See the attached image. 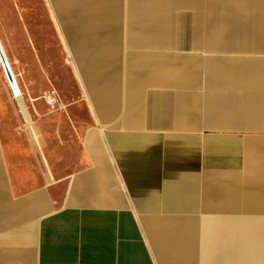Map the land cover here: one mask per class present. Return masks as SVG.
<instances>
[{
    "label": "crops",
    "instance_id": "0c3cea01",
    "mask_svg": "<svg viewBox=\"0 0 264 264\" xmlns=\"http://www.w3.org/2000/svg\"><path fill=\"white\" fill-rule=\"evenodd\" d=\"M42 2L67 78L0 89V264H264V0Z\"/></svg>",
    "mask_w": 264,
    "mask_h": 264
},
{
    "label": "rangeland",
    "instance_id": "374dc122",
    "mask_svg": "<svg viewBox=\"0 0 264 264\" xmlns=\"http://www.w3.org/2000/svg\"><path fill=\"white\" fill-rule=\"evenodd\" d=\"M49 11H45L42 0H0V41L8 57L14 74L20 84L29 114L35 113L32 105L36 99L51 98L57 89V77L66 82L67 72L52 58L37 57V42L34 28H26L27 20H45ZM24 20V27L21 20ZM60 67V69H59ZM65 79V80H64ZM8 91L12 99V114H22L8 88L0 66V89ZM20 96V97H21ZM14 104L16 106H14Z\"/></svg>",
    "mask_w": 264,
    "mask_h": 264
},
{
    "label": "built area",
    "instance_id": "2783aa9c",
    "mask_svg": "<svg viewBox=\"0 0 264 264\" xmlns=\"http://www.w3.org/2000/svg\"><path fill=\"white\" fill-rule=\"evenodd\" d=\"M0 66H1V69L3 71L4 77L6 79L8 88H9L12 96L14 98H17V97L21 96V94H19V91H18V88H17V82H16V80L14 78V75H13L11 69H10L8 61H7V59L4 56V53H3V50L1 48V46H0ZM49 100L52 103V101L54 99L50 98Z\"/></svg>",
    "mask_w": 264,
    "mask_h": 264
},
{
    "label": "bare ground",
    "instance_id": "6f19581e",
    "mask_svg": "<svg viewBox=\"0 0 264 264\" xmlns=\"http://www.w3.org/2000/svg\"><path fill=\"white\" fill-rule=\"evenodd\" d=\"M0 46H1L2 50H3V53H4L5 58L8 59V57H7L6 53H5V50H4V47H3L2 43H1V41H0ZM9 66H10V69H11L13 75H14V78H15L16 82H17V88H18L19 94H21L20 84H19V82H18V80H17V78H16V76L14 74V71H13L11 65H9ZM17 101L19 103V106H20L21 111L23 112L24 116L26 115L27 117H29L30 114H29V111L27 109V105L25 103V100H24L23 96L17 97Z\"/></svg>",
    "mask_w": 264,
    "mask_h": 264
}]
</instances>
